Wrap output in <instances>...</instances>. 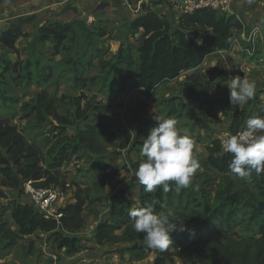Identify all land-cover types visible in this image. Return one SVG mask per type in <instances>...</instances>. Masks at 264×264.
I'll list each match as a JSON object with an SVG mask.
<instances>
[{
	"label": "trees",
	"instance_id": "1",
	"mask_svg": "<svg viewBox=\"0 0 264 264\" xmlns=\"http://www.w3.org/2000/svg\"><path fill=\"white\" fill-rule=\"evenodd\" d=\"M18 1L0 0V6ZM35 21V16L17 19L16 23L0 34V45L11 53L17 52V41L26 35L24 26ZM90 28L79 19L68 23L58 20L46 22L37 30L34 46L43 49L44 44L51 43L52 58H46L37 50L29 54L26 60L17 63L1 56L2 77L10 74L14 83L22 87L25 72H28L34 74L33 78L42 85L56 79L58 84L65 82L75 90L90 92L98 85H101L100 92H103L106 86L102 82L108 79L110 101L113 102L117 99L113 93L116 83L128 72L132 76L125 82H133V89L150 99L164 83L176 80L184 71L197 70L206 57L215 51L231 50L233 31H241L242 25L235 17L226 18L210 10L184 14L178 19L176 27L171 21L163 20L157 12L144 13L131 21L128 30L132 39L143 32L139 47L133 46L126 39L113 62L100 61L105 74L86 78L88 68L97 56L92 54L88 58L91 53L78 58L70 55L73 48L69 47V43L73 42L77 32L84 35L85 46L92 45L95 36L97 39L108 35L104 28H98L97 32ZM57 57H62L61 61H56ZM209 75L213 81L214 76L211 72ZM207 77L208 75L199 71L188 77L182 89L184 97L180 99L204 101L206 97H210L211 90L205 84ZM229 95H226L228 103ZM8 97L5 94L0 100ZM85 97L83 95L71 100L72 113L68 112V116L58 114V102L47 90H42L33 104L25 106L29 113L36 114L39 125L53 128L50 131L55 134L44 139V146L29 142L24 131L0 124V199H8L3 191L5 189L22 195L26 182H32L36 188H55L66 193L71 186L61 170L74 156L78 160L88 158L89 166L104 174L100 181L94 182L90 187L82 189L78 185L74 194L76 202L60 209L62 216L59 219H47L33 207L20 204L19 199L10 201L7 210L12 213V220L20 228V233L16 234L0 216V258L17 246L19 240L30 237L37 231L46 233L48 239L56 245L57 251H64L68 256L81 252L83 246L79 235L86 227L84 213L94 202L92 192L97 190L99 196L95 201L108 204V212L99 222L93 238L100 246L129 244L128 250L136 253L137 260L156 251L158 255L153 264H166L173 261L174 257L181 258L188 251L198 254L200 260L208 264H264V174L257 175L253 172L249 182L236 175L237 181L228 180L221 185V175L233 174L229 169L232 154L223 152L222 140L213 139L207 145V155L195 156L201 167L188 187L177 190L174 182H169L170 191L164 192L157 188L148 193L141 185L139 201L127 200V192L131 187L119 188L122 184L119 169L108 173L111 169L109 159L106 161L108 148L140 151L144 117L150 107L141 101L135 108L128 110L125 122L129 130L124 131L122 136H117L113 129L120 130L117 124L119 122H115L119 115L116 114L114 105H92L86 101L82 107ZM175 103L173 100L174 107ZM184 106L182 103L181 108ZM239 108L234 106L235 112L229 119L228 131L232 135L241 132L250 117H264V113L258 110L241 116L237 110ZM178 111L170 110L167 114L174 117ZM68 130L73 131V136H64ZM115 157L111 154L112 159ZM142 159L132 164L133 168L137 169ZM128 169V166L123 167L124 171ZM201 181L202 186H199ZM111 185L114 192L103 196V190ZM153 201L156 202L157 213L172 209L184 219L186 225L185 231L171 233L173 243L164 251L147 248L143 243L144 233L135 232L129 216L131 209L144 207L146 203ZM237 228L243 235L235 232ZM31 245L28 255L33 252V244Z\"/></svg>",
	"mask_w": 264,
	"mask_h": 264
},
{
	"label": "rangeland",
	"instance_id": "2",
	"mask_svg": "<svg viewBox=\"0 0 264 264\" xmlns=\"http://www.w3.org/2000/svg\"><path fill=\"white\" fill-rule=\"evenodd\" d=\"M65 0H19L18 2L10 5L0 6V34L2 31L9 28L13 23H16L17 19L22 17H36V21L32 24L25 25L24 30L26 35L16 45L17 52H9L6 48L0 45V57L10 59L13 63H17L20 60H26L29 54L35 50L41 51L46 58H52L50 49L51 43L44 44L43 49L34 46L35 37L37 36L38 29L48 21H61L67 20L68 17L63 15L66 3ZM56 3H61L60 6H56ZM101 3L111 4V8H105L99 12V16L108 18L110 21H104L103 19L92 18L93 11L92 6L85 11L82 15H77L76 18H80L86 23L90 30H96L104 28L108 35L104 38H93L92 45H84V35L77 32V36L73 42L69 43V47L73 48L70 55L79 56L88 55V58L92 54H95L97 58L94 59L93 64L89 67L86 73V78H95L105 74L101 67V60L106 62H113L116 59L117 53L123 42L129 41L133 46H136L141 42L140 36L132 39L129 34V24L134 21L135 15H143L149 13L142 10L137 11V4L135 0H101ZM142 6H140L141 8ZM59 8V9H58ZM91 8V9H90ZM258 12L255 11L252 14L247 15L248 22L253 28H259L261 30L260 36L256 41L255 53L250 55L241 51L240 47H234L233 50H229L228 53H221L211 56V66L209 69L199 71L201 74L208 75L205 79V84L210 88V97H206L202 100L193 99H180L183 96L182 89L184 76L179 77L176 80L166 82L160 86L152 95V97L146 98L140 94L136 89H133V82H125L127 78L132 75L125 72L122 78L116 83V88L113 93L116 96V101L111 102V93L109 89L108 79L103 80L102 85L106 86L105 90L100 92V86H96L94 91L87 90H75L66 83L58 84L56 79L52 83L42 85L38 82L34 74L25 72V81L22 87H18L12 80L10 74H6L5 78L2 77L3 64L0 62V97L4 98L5 94L9 96L6 99L0 100V124H7L11 127H16L19 130L24 131L27 139L31 143H37L39 146H44V139L46 137H53L55 133L51 132L53 128L51 126L39 125L36 120V114L33 115L25 109L26 105L34 103L38 94L42 90H47L56 100L58 104V114L62 116H68V112L72 113L73 98H78L85 95V100L82 101V107L85 106V102L88 101L92 105H98V103L114 105V110L119 118L115 119V122H119L120 130L113 129V132L117 136H122L124 131L129 130L126 127V113L128 110H132L141 101L149 105L150 109L144 117L145 127L142 128L143 135L141 140L149 135V127L157 126L154 116L164 115L166 118H173L178 121V127L183 129L194 141V155L204 156L208 154L207 145L210 140L226 138V134H230L228 131V124L231 115L235 112L234 106L226 102V95L230 94L228 85L233 77L239 76L241 79L246 77L250 81H255L257 84L256 96L248 104L237 109L241 116L250 113L251 111H262L264 113V2L261 1L257 6ZM164 12L166 14H164ZM251 12V11H250ZM83 13V12H82ZM158 15L163 20L171 21L174 27L178 24V12L169 10L166 12L163 8H159ZM108 14L109 16H105ZM71 22V21H70ZM238 41H243L242 35L237 32L234 33ZM242 48L245 49L246 44L241 42ZM53 46V45H52ZM41 49V50H39ZM79 54V55H77ZM62 57H57L56 61H61ZM89 60V59H87ZM85 60V61H87ZM243 62L242 66H237L236 62ZM243 60V61H242ZM209 72L214 76V80H210ZM12 77V78H11ZM111 80V78H109ZM179 79V80H178ZM71 84V83H70ZM61 85V86H60ZM95 87V86H94ZM84 92V93H83ZM10 100V101H6ZM174 100V104L172 101ZM9 103V105H7ZM185 104L181 108V104ZM168 104H171L170 106ZM174 108V109H173ZM170 110H179L175 116H168ZM29 113V114H28ZM119 120V121H118ZM140 129V128H139ZM246 129V127L244 128ZM51 130V131H50ZM73 131L68 130L64 136H73ZM60 143V141H58ZM51 146H49V149ZM47 153V149L45 147ZM109 155L106 157V161L111 165V169L108 173L114 172L113 169H119L122 184L119 186H130L126 199L135 202L139 201V192L141 185L135 180V171L132 164H136L141 157L139 149L127 151L120 149L108 148ZM129 153V154H128ZM111 154L116 157L111 158ZM128 154V155H127ZM44 156V155H42ZM78 160L76 156L73 157L70 163H66L61 172L66 176L67 183L71 186L66 193H63L62 199L58 206H65L68 203H74V194L78 190V185L85 189L87 186H92L94 182L100 181L103 173H99L93 170L88 163V158L82 157ZM92 164V163H91ZM128 166V171H124L123 167ZM221 185L226 184L228 180L237 181L235 174L221 175ZM115 183V181L110 180ZM240 185V184H239ZM202 186V181L199 183ZM95 189V188H93ZM8 199H0V216L7 221L9 227L14 229V224L11 218L10 211L7 210L10 206V201L19 199V203L23 205H29L32 207L29 197L25 194L19 196L16 191H5ZM103 196H109L114 192L113 186H108L103 190ZM99 196V192L94 190L91 197L94 198V202L90 205L86 211L87 225L83 233H80L81 246L83 249L76 255L68 256L64 251H57L56 245L53 241L48 239V235L37 232L30 237H26L23 240H19L17 246L9 251L4 257L0 258V264H153L157 257V252L153 251L150 254L144 256L143 259L137 260L136 253L128 250L129 244H108L100 246L93 240L95 230L99 222L105 217L108 212V204L95 201ZM65 197V198H64ZM215 197L213 196V199ZM57 206V207H58ZM59 211V210H58ZM92 215V216H90ZM104 215V216H103ZM1 218V217H0ZM12 225V227H11ZM231 225H229V228ZM235 232H240V229H236ZM193 239H196L195 237ZM33 244V252L30 254V247ZM149 255V256H148ZM207 255V254H205ZM204 255V257H206ZM166 264H208L204 260H200L198 254L188 251L181 258L174 257L173 261H168Z\"/></svg>",
	"mask_w": 264,
	"mask_h": 264
},
{
	"label": "clouds",
	"instance_id": "3",
	"mask_svg": "<svg viewBox=\"0 0 264 264\" xmlns=\"http://www.w3.org/2000/svg\"><path fill=\"white\" fill-rule=\"evenodd\" d=\"M254 0H248L253 3ZM229 101L233 106L243 107L257 93V84L246 77H233L228 85ZM157 126L150 129L143 139L140 155L143 157L135 171V180L151 193L162 189L171 190L188 187L201 165L194 155L195 141L180 127L178 121L164 115L154 116ZM225 152L232 154L230 171L249 182L252 173L264 174V117H250L246 130L232 135L226 134L222 142ZM155 201L144 207L131 209L129 216L136 233H144L143 243L149 249L164 251L172 245L171 233L186 230L184 219L172 209L164 213L155 211Z\"/></svg>",
	"mask_w": 264,
	"mask_h": 264
},
{
	"label": "built area",
	"instance_id": "4",
	"mask_svg": "<svg viewBox=\"0 0 264 264\" xmlns=\"http://www.w3.org/2000/svg\"><path fill=\"white\" fill-rule=\"evenodd\" d=\"M150 3L153 4V8H163L166 12L174 10L178 12V19L184 14H194L201 10H210L219 13L226 18L235 17L242 25L241 31L234 30V33L242 35L244 40L238 41L234 36L231 40V50L236 46L240 47L241 51L250 55L255 53L256 41L260 36L261 30L259 28H253L250 26L247 17L241 16L235 8L234 0H153ZM140 4V5H139ZM137 11L141 10L139 3ZM164 14H166L164 12ZM241 42L250 44V47L242 48ZM243 129L241 132L245 131ZM239 132V133H241ZM223 152L224 149H223ZM227 153V152H225ZM24 192L29 197L32 207L37 213L43 215L45 218H61L60 210L57 209V204L61 200L63 193L59 189L55 188H36L32 182H26L24 184Z\"/></svg>",
	"mask_w": 264,
	"mask_h": 264
},
{
	"label": "crops",
	"instance_id": "5",
	"mask_svg": "<svg viewBox=\"0 0 264 264\" xmlns=\"http://www.w3.org/2000/svg\"><path fill=\"white\" fill-rule=\"evenodd\" d=\"M61 1V0H60ZM136 1V0H135ZM150 1L152 2L153 0H141V1H136V4H137V7H138V4L139 3H142L141 4V6L142 5H145V7H141V9L142 10H145V11H148L149 9H150V12H157L158 11V8H153V4L152 3H150ZM235 1V8H236V10H237V12L239 13V14H241V16H246L247 17V15L248 14H252V13H254L255 11H257L258 12V9H257V6L260 4V2L261 1H263L264 2V0H254V2L253 3H248V0H234ZM63 3H66V6H65V10H64V12H63V15L64 16H66V17H68V19L67 20H64V23H68V22H70V21H72V20H74V19H78V18H76L77 17V15H82L83 16V14H85L86 12L85 11H87V9H89V6H92V11H93V13H92V18H94V20L96 19H103L104 21H110V20H108V18H103L104 17V15L103 16H99L100 14H99V12L100 11H102L103 9H105V8H111V4H109V3H106V4H102L101 3V0H65ZM60 4L61 3H56L55 5L56 6H60ZM10 5V4H9ZM61 5H63V4H61ZM140 5V4H139ZM100 6H102V9L101 10H98V7H100ZM59 9V8H58ZM254 9H255V11H254ZM98 10V11H97ZM141 11V10H140ZM251 11V12H250ZM83 12V13H82ZM106 17L107 16H109L108 14H106L105 15ZM140 16V14H138V16L137 15H135V18L134 19H136L137 17H139ZM80 19V18H79ZM25 27V26H24ZM3 32V31H2ZM24 32H25V30H24ZM233 34H234V31H233ZM142 35H143V32H141L140 34H139V36H140V38H139V41H140V39H141V37H142ZM23 39V37L22 38H20L18 41H17V43L20 41V40H22ZM17 43H16V45H17ZM140 43L141 42H139V44H137L136 46L137 47H139V45H140ZM52 48H53V46L51 45L50 46V49L52 50ZM229 51H226V50H217V51H215L213 54H211V55H209L208 57H206V59L204 60V62H203V64L197 69V70H188V71H184V72H182L181 73V75H180V77L182 76L183 77V75H186V76H184V78H185V80L183 81V84L182 85H184V83H186V81H187V78L188 77H190L191 75H193L196 71H204L205 69H209L211 66H209L210 64V60H211V56H213V55H218V54H221V53H228ZM51 54H52V52H51ZM243 61V60H242ZM237 64V66H242L243 65V62H241V60L240 61H238V62H236ZM179 80V79H178ZM165 84V83H164ZM5 191H14V190H10V189H5ZM63 196H65V195H63ZM65 198V197H64ZM62 199V198H61ZM75 199V198H74ZM63 200V199H62ZM61 201V200H60ZM60 201L58 202V204L60 203ZM74 201V203L76 202V200H73ZM74 203H68L67 205H65V206H58V204H57V209L58 210H60V209H63V208H65V207H67L68 205H70V204H74ZM10 214L12 215V213L10 212ZM90 216H92V215H90ZM11 218H12V216H11ZM84 218H85V220H86V225H87V216H86V212L84 213ZM13 221V220H12ZM13 224H14V229H13V227H12V225H11V227H12V230L16 233V234H19L20 233V228L16 225V223L13 221ZM86 228V227H85ZM85 230V229H84ZM84 230L81 232V233H83L84 232ZM37 232H40V231H37ZM36 232V233H37ZM43 233V232H42ZM44 234H46V233H44ZM47 235V234H46ZM94 238V237H93ZM55 245V244H54ZM151 255V254H150ZM149 256V255H148ZM157 258V257H156ZM155 261V260H154ZM154 263V262H153Z\"/></svg>",
	"mask_w": 264,
	"mask_h": 264
},
{
	"label": "water",
	"instance_id": "6",
	"mask_svg": "<svg viewBox=\"0 0 264 264\" xmlns=\"http://www.w3.org/2000/svg\"><path fill=\"white\" fill-rule=\"evenodd\" d=\"M155 1H156V0H155ZM101 9H102V6L98 7V10H101ZM98 10H97V11H98ZM41 155H43V154H41Z\"/></svg>",
	"mask_w": 264,
	"mask_h": 264
}]
</instances>
